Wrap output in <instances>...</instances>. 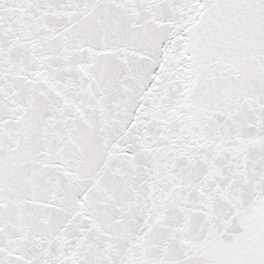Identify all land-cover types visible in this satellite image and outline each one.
<instances>
[{
  "label": "snow or ice",
  "instance_id": "snow-or-ice-1",
  "mask_svg": "<svg viewBox=\"0 0 264 264\" xmlns=\"http://www.w3.org/2000/svg\"><path fill=\"white\" fill-rule=\"evenodd\" d=\"M0 264H264V0H0Z\"/></svg>",
  "mask_w": 264,
  "mask_h": 264
}]
</instances>
